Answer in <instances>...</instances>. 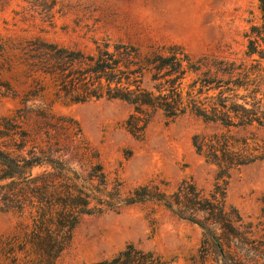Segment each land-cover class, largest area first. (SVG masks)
Listing matches in <instances>:
<instances>
[{
  "label": "rangeland",
  "instance_id": "374dc122",
  "mask_svg": "<svg viewBox=\"0 0 264 264\" xmlns=\"http://www.w3.org/2000/svg\"><path fill=\"white\" fill-rule=\"evenodd\" d=\"M259 24L256 0H0V150L50 151L67 161L73 179L98 191L100 174L106 179L105 211L80 218L59 264L111 260L128 246L166 264H234L227 247L242 264H264V128L161 112L144 126L121 101L71 102L56 74L79 69L67 57L93 55L103 42L143 52L177 45L193 60L255 70L245 34ZM44 171L52 169L36 167L33 175ZM217 182L226 184V211L235 219L230 236L204 212L182 219L154 200L183 183L209 197ZM19 221L0 212V236Z\"/></svg>",
  "mask_w": 264,
  "mask_h": 264
},
{
  "label": "trees",
  "instance_id": "16d2710c",
  "mask_svg": "<svg viewBox=\"0 0 264 264\" xmlns=\"http://www.w3.org/2000/svg\"><path fill=\"white\" fill-rule=\"evenodd\" d=\"M256 1L260 24L245 34L246 56L257 57L252 59L255 70L245 62L193 60L177 45L143 52L128 44L103 42L93 55L67 57L80 67L74 69L71 64L56 73L59 92L74 103L101 99L127 103L142 117L144 126L161 112L171 120L194 116L227 128L256 125L263 129L264 0ZM17 152L0 150V212L16 213L20 218L11 234L0 236V264H59L80 218L105 211L108 202L101 192L107 189L106 179L100 174L98 191L92 182L85 180L82 185L73 179L67 161L50 151L33 149L26 156ZM57 164L63 166L57 169ZM43 165L52 171L33 175ZM225 185L217 182L205 197L195 185L183 183L171 196L154 200L182 219L194 221L197 213L204 212L209 225L220 226L230 236L235 219L226 211ZM223 252L234 264H242L230 247ZM95 264L166 263L160 256L128 246L111 260Z\"/></svg>",
  "mask_w": 264,
  "mask_h": 264
}]
</instances>
